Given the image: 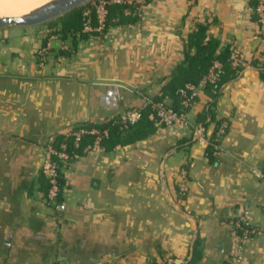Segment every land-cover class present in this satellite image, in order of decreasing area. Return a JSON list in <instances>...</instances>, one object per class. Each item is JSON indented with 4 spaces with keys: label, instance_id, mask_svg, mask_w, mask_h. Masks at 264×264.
<instances>
[{
    "label": "crops",
    "instance_id": "crops-1",
    "mask_svg": "<svg viewBox=\"0 0 264 264\" xmlns=\"http://www.w3.org/2000/svg\"><path fill=\"white\" fill-rule=\"evenodd\" d=\"M254 1L151 0L142 18L94 32L48 21L0 28V264H147L161 254L185 264L195 242L193 264H264V35ZM199 23L243 62L216 96L198 92L186 112L198 128L159 125L112 149L95 139L70 155L48 201L47 143L160 94ZM219 120L226 131L206 143ZM245 215L254 231L243 240L235 221Z\"/></svg>",
    "mask_w": 264,
    "mask_h": 264
},
{
    "label": "trees",
    "instance_id": "trees-1",
    "mask_svg": "<svg viewBox=\"0 0 264 264\" xmlns=\"http://www.w3.org/2000/svg\"><path fill=\"white\" fill-rule=\"evenodd\" d=\"M90 3L77 6L66 13L48 21L50 24L60 22L62 30L64 31H80L83 28L85 20L84 10ZM255 5V1L253 6ZM106 15L107 24L133 22L137 15L125 13L124 6L120 3H110ZM132 7V11H133ZM92 24H97V15L93 10L91 13ZM207 24L199 23L193 29L186 40V49L184 59L172 70L170 80L162 87L161 93L155 96L148 97L151 101H161L165 96L173 98L172 107L177 111H188L189 107H185L182 103L180 89L184 88L187 83L197 84L201 78L209 71L210 66L214 60H219L222 63L223 72L220 78L213 83H207L203 89L209 91L216 96L222 85L229 79L235 78L241 65L233 66L231 63L233 52L229 47L218 50L219 41L214 37H207ZM191 48L195 49L191 53ZM264 77V75H263ZM197 96H195L196 99ZM151 101L143 100L137 108L140 111V117L134 121H123L120 115L113 116L100 122H83L76 124L71 130L80 128L92 129L96 128L104 131L100 136L98 143L104 149H112L117 145H126L143 139L149 134L155 132L159 127L157 123L156 109L153 107ZM202 119V118H201ZM223 120H219V126ZM217 126V129H218ZM216 135V133H215ZM96 134L91 132H84L80 139L76 142L75 138L70 133H58L48 143L59 147L62 143H66V150L70 155L82 152L84 147L93 143L96 139ZM213 145V144H211ZM213 151V146L208 147V153ZM45 194L47 193L50 183L49 179L42 173ZM63 178L62 173L59 177V185L62 188ZM60 195V193H59ZM59 197V196H58ZM241 230L240 227H237ZM199 248L194 243L193 255L191 259L185 264H193L197 259ZM147 264H183L177 263L176 257L173 255H159L153 257Z\"/></svg>",
    "mask_w": 264,
    "mask_h": 264
},
{
    "label": "built area",
    "instance_id": "built-area-1",
    "mask_svg": "<svg viewBox=\"0 0 264 264\" xmlns=\"http://www.w3.org/2000/svg\"><path fill=\"white\" fill-rule=\"evenodd\" d=\"M151 0H92L89 5L84 10L85 20L83 23L82 30L84 32H94L103 31L107 27L106 15L108 12L107 6L110 3H120L124 6L125 13H133L137 17L142 18L145 15L148 5ZM134 8L133 11L131 10ZM96 12L97 15V25L92 24L91 13ZM254 11L257 15V20L259 23V31L264 35V0H255ZM243 62L242 56L238 51H234L232 55L231 63L233 66L241 65ZM223 72L222 63L219 60H214L209 68V71L201 78L197 84L187 83L184 88L180 89V95L182 97V103L185 107H189L195 101V96L198 92L203 89L207 83L216 82L221 73ZM146 101H151L148 97H145ZM152 102L153 107L156 109L157 123L160 126L173 127L177 123H182L187 128L197 129V125L191 124L186 118V110L177 111L172 107L170 103L166 100ZM123 121L134 122L140 117V111L138 108L128 109L120 115ZM228 127V121L223 120L216 131V135L208 140L202 138L206 143L216 145L219 137L224 134ZM84 132L95 133L96 140L98 142L100 136L104 131H100L96 128L92 129H76L70 130L69 133L72 134L77 142ZM70 158L69 152L66 150V143H62L59 147H56L50 143H47L43 159L41 163V171L49 179L50 187L45 194V198L54 202L58 199L59 193L61 192V186L59 185V177L61 169L64 164ZM264 177V168L259 173ZM235 225L242 229V238L246 240L249 235L254 231V228L250 227L247 223V216H241L236 219Z\"/></svg>",
    "mask_w": 264,
    "mask_h": 264
},
{
    "label": "water",
    "instance_id": "water-1",
    "mask_svg": "<svg viewBox=\"0 0 264 264\" xmlns=\"http://www.w3.org/2000/svg\"><path fill=\"white\" fill-rule=\"evenodd\" d=\"M92 0H49L21 15H0V28L44 23Z\"/></svg>",
    "mask_w": 264,
    "mask_h": 264
},
{
    "label": "bare ground",
    "instance_id": "bare-ground-1",
    "mask_svg": "<svg viewBox=\"0 0 264 264\" xmlns=\"http://www.w3.org/2000/svg\"><path fill=\"white\" fill-rule=\"evenodd\" d=\"M49 0H0V15H21Z\"/></svg>",
    "mask_w": 264,
    "mask_h": 264
},
{
    "label": "rangeland",
    "instance_id": "rangeland-1",
    "mask_svg": "<svg viewBox=\"0 0 264 264\" xmlns=\"http://www.w3.org/2000/svg\"><path fill=\"white\" fill-rule=\"evenodd\" d=\"M89 3V2H88Z\"/></svg>",
    "mask_w": 264,
    "mask_h": 264
}]
</instances>
